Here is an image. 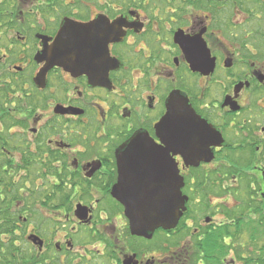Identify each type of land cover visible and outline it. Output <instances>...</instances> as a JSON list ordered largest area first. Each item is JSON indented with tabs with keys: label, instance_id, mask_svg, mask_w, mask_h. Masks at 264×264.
Instances as JSON below:
<instances>
[{
	"label": "flooded vegetation",
	"instance_id": "obj_1",
	"mask_svg": "<svg viewBox=\"0 0 264 264\" xmlns=\"http://www.w3.org/2000/svg\"><path fill=\"white\" fill-rule=\"evenodd\" d=\"M70 21L91 56L38 82L43 38ZM171 95L211 135L165 155L148 142L169 148L157 127ZM137 133L141 160L124 162L137 186L187 199L151 239L113 196ZM262 215L264 0H0V264H237Z\"/></svg>",
	"mask_w": 264,
	"mask_h": 264
},
{
	"label": "water",
	"instance_id": "obj_2",
	"mask_svg": "<svg viewBox=\"0 0 264 264\" xmlns=\"http://www.w3.org/2000/svg\"><path fill=\"white\" fill-rule=\"evenodd\" d=\"M86 29L87 33H89L92 29V25L89 24ZM76 31L75 24L70 21L63 25L54 41H52V44H49L51 39L43 38V50L37 54L36 60L38 63L46 62V66L41 70L40 76H38V82L43 81L44 77H46L45 74L53 67H63L69 72H74L75 68H80L84 60H88V57L91 56L92 50H90V44L78 36ZM80 58H83V60ZM94 61L95 59H93V61L90 59V62H87V64L91 65ZM172 100L179 101L175 106L183 105L182 99L177 98L175 95H171L167 102V114L158 125V130L161 127V123L169 116V110L170 112L172 111ZM186 107L185 105L184 108ZM181 112L180 109L176 108V112L174 113L175 118L170 121V132L173 127L177 130L180 129V122H183V124L189 122L187 117H179ZM183 113L187 114L190 113V111L186 109ZM187 126L188 125H183L182 128L185 129ZM142 138L143 136L140 133L135 134L130 142L125 144H132L130 149L125 148L124 145L117 151L120 165V182L114 190L113 196H116L118 200L123 203V206H125L131 233L136 236L151 239L156 229L161 228L170 230L176 227L181 216L184 214L183 212L186 211L185 202L187 199L182 196L180 186L172 187L170 192L153 190L150 183L147 185H150L151 189H149L148 186H144L143 191L141 187L137 186L136 182H138L137 179L140 175L138 173L139 171L137 170L136 174H130L129 170L136 169L138 166L128 167L124 165V162H131V158L135 161L141 160L138 156V147L144 144ZM172 145H181L185 147L184 143L180 140L171 141V146ZM204 154L205 156L194 155L190 160L187 159L185 161L188 164L196 163L195 165H198L201 161L210 162L212 159L211 153H207L210 154V158H207L206 153ZM128 157H130V159ZM175 172L178 175V172ZM132 175L135 180L130 183L128 189H125L123 187L126 183L125 180L128 177L131 178ZM151 178L152 180L159 179L161 175L152 176Z\"/></svg>",
	"mask_w": 264,
	"mask_h": 264
},
{
	"label": "snow or ice",
	"instance_id": "obj_3",
	"mask_svg": "<svg viewBox=\"0 0 264 264\" xmlns=\"http://www.w3.org/2000/svg\"><path fill=\"white\" fill-rule=\"evenodd\" d=\"M98 25L104 26L107 29H113L116 27V25H109L107 23V21L105 20H98L96 22ZM170 102V101H169ZM172 111L170 112L169 110V116L165 118V120L161 123V127L158 130V135L160 137V140H163L165 144L169 145L168 149H162V148H158L156 147V145L159 144V141H156L155 144H153L151 141H149L148 143L151 145V147L156 151V152H162L165 155H167L168 151H177L176 148L171 146V134H170V121L171 119H174V113H175V105L179 103V101L177 100H172ZM188 121L190 122L189 125L184 129L183 132V143L185 145V147L188 148H196L198 141L200 139V137L202 135H211V130L210 129H206L203 127L202 124H199L197 122V118L194 115H189L187 117ZM133 143V142H132ZM132 147V144L129 145H125V148L130 149ZM186 155V153H185ZM169 163H171L172 168H175V163L172 162L169 159Z\"/></svg>",
	"mask_w": 264,
	"mask_h": 264
},
{
	"label": "trees",
	"instance_id": "obj_4",
	"mask_svg": "<svg viewBox=\"0 0 264 264\" xmlns=\"http://www.w3.org/2000/svg\"><path fill=\"white\" fill-rule=\"evenodd\" d=\"M261 217L264 221V215H262ZM255 233H256L254 238L255 247H256L255 255L254 253H251L248 255V257H244L243 254H240L238 258L240 262L243 261L244 264H264V226L260 228L259 222L257 223ZM257 241L263 242L261 248H257L260 246ZM209 259H211V257H209Z\"/></svg>",
	"mask_w": 264,
	"mask_h": 264
},
{
	"label": "rangeland",
	"instance_id": "obj_5",
	"mask_svg": "<svg viewBox=\"0 0 264 264\" xmlns=\"http://www.w3.org/2000/svg\"><path fill=\"white\" fill-rule=\"evenodd\" d=\"M257 242H258V243H259V245H260V246H259V247H257V248H261V247H262L261 245L263 244V242H259V241H257ZM245 248H247V246H245ZM255 250H256V249H255ZM256 257H257V256H256ZM238 258H239V257H237V259H238ZM253 258H254V257H253ZM230 260H231V258H230ZM238 261H239V262H238ZM238 261H237V264H244V262H243V261H241V262H240V260H239V259H238ZM228 262H229V261H228Z\"/></svg>",
	"mask_w": 264,
	"mask_h": 264
}]
</instances>
